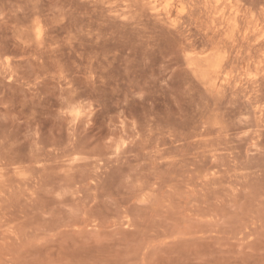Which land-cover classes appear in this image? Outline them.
Returning <instances> with one entry per match:
<instances>
[{"label":"rangeland","instance_id":"1","mask_svg":"<svg viewBox=\"0 0 264 264\" xmlns=\"http://www.w3.org/2000/svg\"><path fill=\"white\" fill-rule=\"evenodd\" d=\"M235 2L241 31L205 0H0V264H264V0Z\"/></svg>","mask_w":264,"mask_h":264},{"label":"bare ground","instance_id":"2","mask_svg":"<svg viewBox=\"0 0 264 264\" xmlns=\"http://www.w3.org/2000/svg\"><path fill=\"white\" fill-rule=\"evenodd\" d=\"M234 1L235 0H205V3L207 4L208 8L212 9V12L211 13H213L215 15V18L213 17V20L214 19L221 20V24L224 23L223 26L225 25V23H227L225 25L226 27H227V25H230V23H231L232 24V28L238 29L239 23L241 22L240 19H239V15H241L240 14L241 11L238 9V7L235 8V9H233L235 6H237V3L236 2H235V5H234ZM150 2L153 5L154 9H158L159 8V6H160L159 3H158L159 0H150ZM165 10L167 11V13H169V8L167 6L165 7ZM230 10H232V11H230ZM228 11L231 12L230 13L231 15L229 14L230 16H227ZM239 11H240V13H239ZM241 17L242 16H240V18ZM253 17L255 18V16H253ZM254 18H252V22H253V19ZM256 18H257V16H256ZM258 20H259V18H257L256 20H254V23L255 24H254V26L251 24L253 26L251 29H249V27H248V29H249V32L248 33H250V32L253 33L254 32L256 35L259 36V40L261 39L260 41L263 40L262 42H264V26L260 23L261 21L260 20L258 21ZM217 25H218V28H219L220 25L219 24H217ZM217 25L215 26V28L217 27ZM223 26L221 25V27H223ZM240 26H241V23H240ZM221 27L219 28L220 30H221ZM226 27H224V28L227 30ZM224 28H222V30ZM229 28H231V25H230ZM231 29H230V31H231L230 33L232 35V30ZM248 29H246V31H248ZM238 30L241 31V29H238ZM235 31H236V33L238 32L237 30H235ZM235 31H233V32L235 33ZM244 31L242 30L243 33H244ZM256 32H258V33H256ZM248 33H245V34L248 35ZM251 33L249 34L250 36H252ZM256 35H254V39H255V36ZM230 36L228 37V39L230 38ZM232 38H234V37L231 36V39ZM256 40L259 41L257 37H256ZM233 41L235 42V40H233ZM262 42H260V43L262 44ZM231 43H233V42H231ZM258 46H260V45H258ZM207 52H205L206 55H204L202 57V60L205 61L204 70L202 71L203 72V75L202 76L204 77V79H206L207 81L213 83L214 85L217 82L218 78H220V76H223L224 77L223 78L224 80H228L229 79V74H228V72L224 71L225 59L227 58V54L228 53L225 55L223 51L221 52V49H219L218 52H216V51H213V52L210 51L209 53H207ZM219 52H221V53H219ZM262 57L263 58L260 61V63L264 62L263 61V59H264V52H263ZM211 58H213V59L211 60ZM193 63H194V61H193ZM193 65L195 67L196 64L194 63Z\"/></svg>","mask_w":264,"mask_h":264}]
</instances>
